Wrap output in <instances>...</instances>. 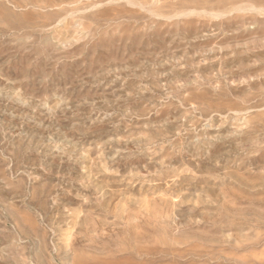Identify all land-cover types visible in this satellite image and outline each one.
I'll use <instances>...</instances> for the list:
<instances>
[{
	"label": "rangeland",
	"instance_id": "obj_1",
	"mask_svg": "<svg viewBox=\"0 0 264 264\" xmlns=\"http://www.w3.org/2000/svg\"><path fill=\"white\" fill-rule=\"evenodd\" d=\"M74 261L264 264V0H0V264Z\"/></svg>",
	"mask_w": 264,
	"mask_h": 264
},
{
	"label": "bare ground",
	"instance_id": "obj_2",
	"mask_svg": "<svg viewBox=\"0 0 264 264\" xmlns=\"http://www.w3.org/2000/svg\"><path fill=\"white\" fill-rule=\"evenodd\" d=\"M75 263V261L73 262V264ZM77 263V262H76ZM80 264V263H79Z\"/></svg>",
	"mask_w": 264,
	"mask_h": 264
}]
</instances>
